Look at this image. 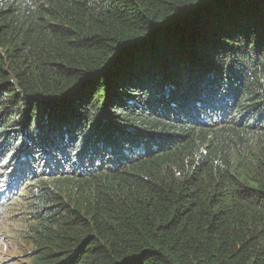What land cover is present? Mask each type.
<instances>
[{
	"label": "trees",
	"instance_id": "1",
	"mask_svg": "<svg viewBox=\"0 0 264 264\" xmlns=\"http://www.w3.org/2000/svg\"><path fill=\"white\" fill-rule=\"evenodd\" d=\"M0 172L32 264H264V0H0Z\"/></svg>",
	"mask_w": 264,
	"mask_h": 264
},
{
	"label": "rangeland",
	"instance_id": "2",
	"mask_svg": "<svg viewBox=\"0 0 264 264\" xmlns=\"http://www.w3.org/2000/svg\"><path fill=\"white\" fill-rule=\"evenodd\" d=\"M5 205L0 208V264H32L33 247L24 232L27 218L17 202L7 201Z\"/></svg>",
	"mask_w": 264,
	"mask_h": 264
},
{
	"label": "water",
	"instance_id": "3",
	"mask_svg": "<svg viewBox=\"0 0 264 264\" xmlns=\"http://www.w3.org/2000/svg\"><path fill=\"white\" fill-rule=\"evenodd\" d=\"M131 51V50H130ZM130 51H128L127 53L129 54L130 53Z\"/></svg>",
	"mask_w": 264,
	"mask_h": 264
}]
</instances>
